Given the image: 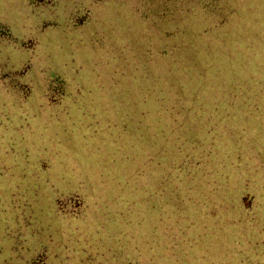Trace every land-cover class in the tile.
I'll list each match as a JSON object with an SVG mask.
<instances>
[{
  "label": "rangeland",
  "instance_id": "374dc122",
  "mask_svg": "<svg viewBox=\"0 0 264 264\" xmlns=\"http://www.w3.org/2000/svg\"><path fill=\"white\" fill-rule=\"evenodd\" d=\"M78 1L0 0V264H264V0Z\"/></svg>",
  "mask_w": 264,
  "mask_h": 264
},
{
  "label": "trees",
  "instance_id": "16d2710c",
  "mask_svg": "<svg viewBox=\"0 0 264 264\" xmlns=\"http://www.w3.org/2000/svg\"><path fill=\"white\" fill-rule=\"evenodd\" d=\"M38 1H39V3H41V2L46 3V1L49 2V3H52V0H46V1L38 0ZM86 1H88V0H79L78 1L79 4H83L82 5V9L81 10L78 9L76 11H72V12L69 13L68 19H69L70 24L72 25V27H81L84 23H87L89 18L93 17V14H92L93 6L97 3V1H102V0H92L91 2H86ZM153 1L154 2H151V4L148 5L147 2H146V4H144V0H140L138 2V4H134V7H135L136 10H138L140 7H142L143 10L141 12V16L146 21H149V18L154 21V25H151V26H154V31L158 30L157 31L158 36H156V37L158 38L157 39L158 40V45L161 48L159 50V53L163 57L166 55L165 54V49L163 48L164 46L162 47V45H161V43L163 41H165L164 38L168 39V37H172V34H173L172 31H174V29H175V34H176L179 29H183L184 28L183 25H180L181 22L177 21V17H176V20L173 22L175 24L172 23L173 25L172 24L170 25V20L174 18L173 14L175 12H180V10L185 6V7H187L189 9V13H191L193 11L192 9H193L194 5H196V6L199 5L200 8H203V7L207 8L208 5H210V4H215L216 5V3L224 2V0H175V2H178V3L174 4L173 6H171V9H169V6H168V8L163 7V6L161 8L153 6V4L158 2L156 0H153ZM54 3H55V1H54ZM159 20L162 23L159 24V22H158ZM48 25H49V23L46 24V26H48ZM160 32H161V35H162L161 37L159 35ZM0 34L3 35V36L6 35V34H9V35H12V37H14L13 34L11 33V31H10V28L7 25L3 24V23H0ZM132 48L134 49V47H132ZM160 59H162V58H160ZM179 59L180 60L177 59V63H178V61L182 62L180 56H179ZM59 84L60 85L63 84V81L61 80L59 82ZM56 89L58 91H60L58 85H57ZM56 93H58V92H56Z\"/></svg>",
  "mask_w": 264,
  "mask_h": 264
}]
</instances>
